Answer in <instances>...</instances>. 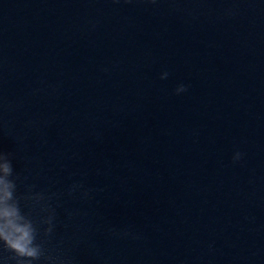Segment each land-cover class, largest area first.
<instances>
[{"label": "water", "instance_id": "obj_1", "mask_svg": "<svg viewBox=\"0 0 264 264\" xmlns=\"http://www.w3.org/2000/svg\"><path fill=\"white\" fill-rule=\"evenodd\" d=\"M0 152L33 264H264V0H0Z\"/></svg>", "mask_w": 264, "mask_h": 264}, {"label": "clouds", "instance_id": "obj_2", "mask_svg": "<svg viewBox=\"0 0 264 264\" xmlns=\"http://www.w3.org/2000/svg\"><path fill=\"white\" fill-rule=\"evenodd\" d=\"M168 73L162 75V79L167 78ZM184 85H180L176 91L181 93L186 91ZM10 153L0 152V242L4 247L14 253L12 259L16 264H33L44 255V250L40 243H37L38 225L30 215L22 212L20 199L15 195L16 182L11 179L13 176V165L10 159ZM241 153L237 152L233 157L239 160ZM76 186H73V191ZM86 195V193H85ZM39 203L44 197L40 194L32 197ZM49 214L43 220L48 227L45 229V235H51L54 224V210L45 207L43 209Z\"/></svg>", "mask_w": 264, "mask_h": 264}]
</instances>
